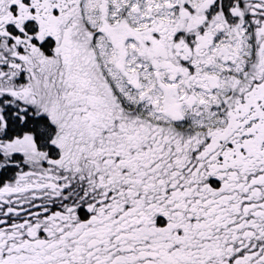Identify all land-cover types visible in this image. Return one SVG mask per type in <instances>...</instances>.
<instances>
[{"label":"snow or ice","instance_id":"snow-or-ice-1","mask_svg":"<svg viewBox=\"0 0 264 264\" xmlns=\"http://www.w3.org/2000/svg\"><path fill=\"white\" fill-rule=\"evenodd\" d=\"M0 264H264V0H0Z\"/></svg>","mask_w":264,"mask_h":264}]
</instances>
